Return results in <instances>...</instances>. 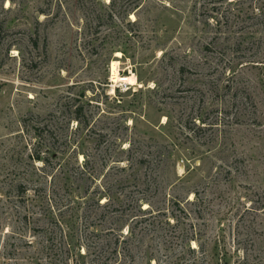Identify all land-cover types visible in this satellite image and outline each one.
<instances>
[{"label":"rangeland","instance_id":"obj_1","mask_svg":"<svg viewBox=\"0 0 264 264\" xmlns=\"http://www.w3.org/2000/svg\"><path fill=\"white\" fill-rule=\"evenodd\" d=\"M174 200V264H264V0H0V264H147Z\"/></svg>","mask_w":264,"mask_h":264},{"label":"trees","instance_id":"obj_2","mask_svg":"<svg viewBox=\"0 0 264 264\" xmlns=\"http://www.w3.org/2000/svg\"><path fill=\"white\" fill-rule=\"evenodd\" d=\"M35 42L37 43L36 40H35ZM76 112L77 113H75L74 117H75V119L78 120V122H81L83 119L81 117L82 107L78 108ZM35 158L40 159L41 157L39 155H37V156H35ZM178 204H179V201L174 200V201H172V204L170 205V207H158L156 205L155 206L150 205L148 208H144V209L140 208V210L144 214H146L143 217L144 220L149 221V224L154 225L153 233H155L156 238L161 239V243L158 244L159 248L161 250H163L165 248L163 253H161V256H164L166 259H162L161 256L159 257V255H158L160 253L159 250L157 251L158 252L157 255H155L156 250H155V248L152 247V245H150V249H145L144 255H145V258L147 260V264H174L172 262L173 247H172L170 238L173 237L172 236V229L178 222H180V217H178L177 215L174 214L173 208L171 210H170V208L173 205H178ZM175 209H176V206H175ZM260 209H263L262 211H264V206L259 208V210ZM122 229H123L122 227L119 228L120 231H122ZM111 231H112V229L109 228L108 232H111ZM93 232L95 233L97 231L93 230ZM180 233H181L180 236L183 237L182 240H184L185 243H187V242L190 243V241L192 239H196L197 233L195 231L184 230ZM131 236L125 237L121 232H119V234H117V236L115 237V241H114L116 243L115 245L118 244V241L120 238H122V242L128 243V239ZM107 242H109V241H106L105 243H107ZM105 243H103V244L101 243L102 245L97 247L98 249H96V251H94L95 252V259H92L93 264H95V263L96 264H120L121 263L120 262L121 257H119V256L122 255L123 258H125L126 256H129L132 258L136 255V253H134L136 248L132 249L130 244H129V246H124L123 252L122 253L119 252V254H118V251H116V248L114 247L113 252L117 253V255L115 257V260L112 261L110 259V261H109V259H108L109 257L105 258L104 254H103V250H104L103 246ZM147 247H148V245H147ZM80 248H82V244H80ZM87 252H91V251H89L88 247L85 246L83 254H86ZM101 254L103 257H102V260L100 261L99 258L101 256ZM80 255H82V253H80ZM153 261H154V263H153ZM225 261L227 262V260H225Z\"/></svg>","mask_w":264,"mask_h":264},{"label":"bare ground","instance_id":"obj_3","mask_svg":"<svg viewBox=\"0 0 264 264\" xmlns=\"http://www.w3.org/2000/svg\"><path fill=\"white\" fill-rule=\"evenodd\" d=\"M115 62L112 63V79H126L128 81H130L131 83H134L135 81V78L133 76H130V77H120L118 76V73H117V70L115 69Z\"/></svg>","mask_w":264,"mask_h":264}]
</instances>
